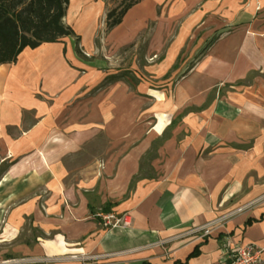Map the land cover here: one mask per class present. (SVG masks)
Returning <instances> with one entry per match:
<instances>
[{
    "label": "crops",
    "instance_id": "obj_1",
    "mask_svg": "<svg viewBox=\"0 0 264 264\" xmlns=\"http://www.w3.org/2000/svg\"><path fill=\"white\" fill-rule=\"evenodd\" d=\"M167 16L208 34L187 113L179 106L171 121L156 114L151 125L159 103L133 105L130 86L90 72L67 38L0 66V264H228L235 245L264 247V0H138L108 39L124 45ZM215 83L232 88L219 101ZM99 135L100 157L73 173ZM249 203L210 236L187 234ZM99 213L129 225L105 228ZM27 223L38 235L17 242Z\"/></svg>",
    "mask_w": 264,
    "mask_h": 264
},
{
    "label": "rangeland",
    "instance_id": "obj_2",
    "mask_svg": "<svg viewBox=\"0 0 264 264\" xmlns=\"http://www.w3.org/2000/svg\"><path fill=\"white\" fill-rule=\"evenodd\" d=\"M107 1L110 4L108 9L123 3V0ZM71 2L63 22L70 26L75 35L79 37L76 45H78L80 55L75 53L77 58L83 62L84 67L91 69L90 72L94 70L100 72L101 75H115L121 83L129 85L133 94L132 104L135 106H139V98L148 99L147 103L152 106L159 103L152 119L149 120L151 125H155L156 114H162L171 121L176 114L168 116L169 113L179 106L181 114L187 113V79L206 51L204 47V49H195V46L208 34L195 33L193 29H190L187 17L167 16L146 20L145 26L137 33L138 28L130 32V39L126 44L118 46L108 39L105 18L100 8L96 5L92 9L80 8L76 0H71ZM168 5L170 7L172 3ZM92 31L94 33L91 34ZM67 41H69L67 47L73 49V44L76 43L75 38H67ZM107 84L106 82L99 83L93 90L97 91L100 86L99 88L103 91ZM230 90H232L230 86L215 83L211 89L210 100L219 101ZM152 92H156L158 97L151 95ZM104 144V138L99 135L94 146L86 147L81 156L73 157L69 162L73 173L86 165L93 157H100ZM256 180L261 182L263 179ZM244 188L246 189L245 186ZM250 204L232 210L230 212L232 217L238 213L237 210L246 208ZM0 225H2V220H0ZM29 229L28 223L25 224L24 231L17 242L26 237L38 235L33 231L32 234H27ZM192 234L199 236L201 232ZM198 240L202 239L196 241ZM27 262V259L23 257L15 259L17 264Z\"/></svg>",
    "mask_w": 264,
    "mask_h": 264
},
{
    "label": "trees",
    "instance_id": "obj_3",
    "mask_svg": "<svg viewBox=\"0 0 264 264\" xmlns=\"http://www.w3.org/2000/svg\"><path fill=\"white\" fill-rule=\"evenodd\" d=\"M123 3L107 11L105 29L110 32L121 24L125 13L138 0ZM69 0H0V66L13 64L25 48L34 49L44 43L75 38V52L80 55L79 37L63 20ZM135 177L131 181L134 183ZM197 254L195 250L191 256Z\"/></svg>",
    "mask_w": 264,
    "mask_h": 264
},
{
    "label": "built area",
    "instance_id": "obj_4",
    "mask_svg": "<svg viewBox=\"0 0 264 264\" xmlns=\"http://www.w3.org/2000/svg\"><path fill=\"white\" fill-rule=\"evenodd\" d=\"M244 210L245 208H242L237 210V212L241 213ZM97 217L100 219V223L105 228L113 229L129 225V222L125 219V217H118L112 213H99L97 214ZM230 218H232V213L200 227L193 228L187 234L201 232L196 239H203L210 236L211 233L221 227V225ZM263 255L264 247H259L254 244L235 245L232 249H229L226 252L225 261H227L228 264H261L264 261Z\"/></svg>",
    "mask_w": 264,
    "mask_h": 264
}]
</instances>
